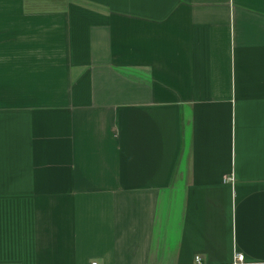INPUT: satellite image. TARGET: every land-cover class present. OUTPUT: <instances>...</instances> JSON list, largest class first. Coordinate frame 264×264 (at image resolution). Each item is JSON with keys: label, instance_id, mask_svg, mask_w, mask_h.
Instances as JSON below:
<instances>
[{"label": "crops", "instance_id": "0c3cea01", "mask_svg": "<svg viewBox=\"0 0 264 264\" xmlns=\"http://www.w3.org/2000/svg\"><path fill=\"white\" fill-rule=\"evenodd\" d=\"M234 250L264 264V0H0V264Z\"/></svg>", "mask_w": 264, "mask_h": 264}, {"label": "built area", "instance_id": "2783aa9c", "mask_svg": "<svg viewBox=\"0 0 264 264\" xmlns=\"http://www.w3.org/2000/svg\"><path fill=\"white\" fill-rule=\"evenodd\" d=\"M198 259H199V256L194 255V260L199 262ZM230 260H231L230 264H248L247 260H245L244 254L238 250L232 251ZM90 264H97V263L95 260H92Z\"/></svg>", "mask_w": 264, "mask_h": 264}]
</instances>
